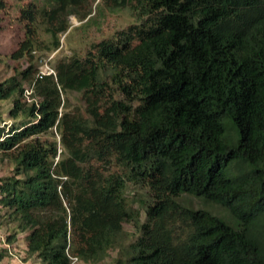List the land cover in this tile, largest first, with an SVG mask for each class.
I'll list each match as a JSON object with an SVG mask.
<instances>
[{
	"label": "trees",
	"instance_id": "1",
	"mask_svg": "<svg viewBox=\"0 0 264 264\" xmlns=\"http://www.w3.org/2000/svg\"><path fill=\"white\" fill-rule=\"evenodd\" d=\"M104 2L137 22L59 60L54 74L32 62L30 27L42 18L47 48H57L68 17L87 18L91 0L22 10L29 24L10 57L28 65L0 82V100L24 120L0 126V152L14 163L0 204L25 248L41 264L68 255L97 264L113 248L122 264H264V0ZM130 185L148 193L140 208ZM124 222L139 231L127 244Z\"/></svg>",
	"mask_w": 264,
	"mask_h": 264
},
{
	"label": "rangeland",
	"instance_id": "2",
	"mask_svg": "<svg viewBox=\"0 0 264 264\" xmlns=\"http://www.w3.org/2000/svg\"><path fill=\"white\" fill-rule=\"evenodd\" d=\"M3 7L0 8V82L12 76L15 72L25 68L28 65V56L14 60L10 57L11 53L16 50L18 44L25 37L24 24L28 23V19L23 16L22 10L31 3L42 7L46 4V0H3ZM91 14L79 20L75 15L68 17L69 27L65 32L58 34L59 46L57 48H47L50 45V34L46 31V23L42 18L31 25L32 38L34 40V50L32 62L37 64V70L40 71L44 60L54 69L55 64L61 59H68L73 55L79 57L86 56L91 50L92 44L102 39L112 38L119 30H122L130 24L136 23L138 16L128 7H112L104 2V0H91ZM29 24V23H28ZM28 83H24V88H29ZM26 100V98H25ZM70 102L73 107H79L83 112L85 103L80 94H70ZM12 105L11 99L0 100V126L8 129L11 124L24 120V116L13 120L8 115V110ZM55 132V131H54ZM56 137L57 133L55 132ZM50 138V137H49ZM61 150V148H59ZM92 164L97 166L98 163L93 161ZM14 163L7 155L0 152V178L12 175ZM110 170H118L115 165L110 166ZM127 192L129 201L133 198L137 202L133 204L135 208L147 203L148 193L146 189H138L130 185ZM186 203L195 208H204L212 213L227 216V212L219 205L207 203L199 198L188 196ZM140 220H144V212L142 209ZM11 211L0 204V264H41L35 255L29 254L25 248L24 235L18 229V221L14 219ZM124 244L130 243L137 238L139 231L132 223H123ZM14 236L12 242H7L6 237ZM122 258L121 250L110 249L108 255L97 264H122L117 260Z\"/></svg>",
	"mask_w": 264,
	"mask_h": 264
},
{
	"label": "built area",
	"instance_id": "3",
	"mask_svg": "<svg viewBox=\"0 0 264 264\" xmlns=\"http://www.w3.org/2000/svg\"><path fill=\"white\" fill-rule=\"evenodd\" d=\"M39 73H41V74H54L55 71H54V69H52L48 65V63L46 62V60H44V62L42 63V66L40 68ZM31 93H32V88L31 87L25 88L24 95H25V98H26V101L27 102H30L33 99L31 97ZM68 256H69V260H70L69 264H82L81 260L78 257H76L74 255H68Z\"/></svg>",
	"mask_w": 264,
	"mask_h": 264
}]
</instances>
